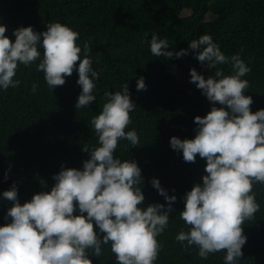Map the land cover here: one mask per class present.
<instances>
[{"label":"trees","instance_id":"1","mask_svg":"<svg viewBox=\"0 0 264 264\" xmlns=\"http://www.w3.org/2000/svg\"><path fill=\"white\" fill-rule=\"evenodd\" d=\"M55 22L80 34L76 43L82 49L81 59L83 44L89 43V58L99 73L93 92L96 101L87 108L75 107L82 92L75 69L65 77L63 86L51 90L44 73L37 71L40 60L27 67L18 65L14 79L20 81L19 87L0 88V227L11 223L5 217L13 203L3 193L13 184L23 205L36 194L50 192L56 183L53 176L62 166L83 170L91 151L100 146L91 120L107 102L104 93L122 92L127 84L136 109L130 113L132 123L125 131L135 130L139 144L133 147L121 139L114 156L122 162L134 161L141 169L145 200L140 207H167L153 188V179L176 197L168 227L157 237L162 251L155 264H224L226 251L203 260L196 246L185 248L176 240L181 230H190L180 219L186 193L202 184L207 173L206 160L197 155L195 163L185 162L182 151L171 148L170 139H194L195 117H205L213 106L228 110L212 105L190 83L193 68L205 79L215 75V69L201 65L189 47L204 34L212 37L225 56L238 54L248 65L251 72L241 77L250 84L244 94L252 97L253 114L264 110V0H0V26H6L5 35L13 43L15 30L32 27L43 33L48 23ZM154 34L168 40L167 51L184 49L188 55L178 59L153 56L149 42ZM38 51L42 59L43 47L38 45ZM78 66L79 62L76 69ZM217 67L226 76L234 74L231 63ZM140 77L146 90L137 91ZM33 84L38 86L35 93ZM85 146L89 154L82 150ZM253 192L260 210L243 225L247 241L237 264H264V185L254 183ZM74 215H80L78 207ZM94 229L102 239L95 224ZM88 255L92 264H117L110 244L102 245L100 257L91 249Z\"/></svg>","mask_w":264,"mask_h":264},{"label":"clouds","instance_id":"2","mask_svg":"<svg viewBox=\"0 0 264 264\" xmlns=\"http://www.w3.org/2000/svg\"><path fill=\"white\" fill-rule=\"evenodd\" d=\"M47 29L38 33L32 27L19 28L13 32V43L5 35L6 26H0V88L19 87L20 81L14 79L18 65L27 67L40 60L37 71L44 73L51 90L63 86L65 77H70L74 69L78 71L77 84L82 92L75 107L87 108L96 101L93 92L99 79L89 58V43L83 44L81 59L82 49L76 43L78 32L59 22L48 23ZM149 43L156 57L178 59L188 55L184 49L167 51L168 40L155 34ZM38 45L44 49L42 59ZM189 47L201 65L215 69L214 77L207 79L191 69L190 83L212 105L226 106L228 110L213 106L205 117H195L198 127L194 139H170L171 148L182 151L185 162L195 163L197 155L206 160L207 173L202 184L186 193L180 219L190 230H181L176 240L185 248L196 246L203 260L209 254L226 251L224 264H237L247 241L243 225L260 210L253 185H264V110L251 112L252 97L244 94L250 84L241 79L251 69L238 54L225 56L207 34L193 39ZM228 63L234 74L226 76L217 66ZM37 87L32 85L33 93ZM122 88V92L104 93L107 102L91 120L100 146L90 154L87 146L82 149L90 156L82 171L62 166L53 176L56 183L51 191L36 194L23 205L15 184L3 193L13 206L5 217H10L11 223L0 227V264H92L88 250L100 257L102 245L109 244L117 264H155L162 251L157 237L168 227L176 197L169 196L159 180L153 179L151 184L164 197L167 207H140L145 200L141 169L134 161L122 162L114 156L121 139L133 147L139 144L135 130L125 131L132 123L130 113L136 106L128 85ZM141 90H146L143 77L137 80V91ZM77 207L80 215H74ZM94 224L103 234L102 239Z\"/></svg>","mask_w":264,"mask_h":264},{"label":"rangeland","instance_id":"3","mask_svg":"<svg viewBox=\"0 0 264 264\" xmlns=\"http://www.w3.org/2000/svg\"><path fill=\"white\" fill-rule=\"evenodd\" d=\"M206 20H212V17L206 16Z\"/></svg>","mask_w":264,"mask_h":264}]
</instances>
